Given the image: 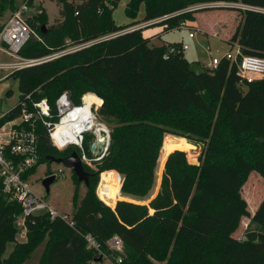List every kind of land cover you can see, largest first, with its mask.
Masks as SVG:
<instances>
[{
  "label": "trees",
  "instance_id": "trees-1",
  "mask_svg": "<svg viewBox=\"0 0 264 264\" xmlns=\"http://www.w3.org/2000/svg\"><path fill=\"white\" fill-rule=\"evenodd\" d=\"M50 1L59 5V17L44 32L46 11L39 8L35 18L46 42L33 35L20 52L23 57L41 58L69 44L96 42L18 70L12 78L20 81V101L32 94L54 105L69 90L76 104L85 95L102 104L98 115L109 124L111 142L93 168L101 176L98 194L109 205L97 195L99 175L94 172L72 216L74 226L47 214L27 216V240L18 241L21 207L0 198V264H26L44 241L37 264H100L105 255L115 261L119 254L108 241L116 235L124 243L118 264H264V199L251 216L245 239L234 236L248 214L241 196L245 179L252 170L264 175V77L242 85L237 64L225 58L214 71L198 75L190 70L182 41L153 46L152 37L144 35L146 27L119 33L150 21L163 31L176 29L182 21L196 19L190 9L195 4L240 3L246 8H238L241 21L228 42L239 43L243 56L264 57V11L259 10L264 9V0H131L130 15L142 2L147 13L126 26L113 19L119 0ZM17 4L0 0V15ZM112 34L116 35L108 37ZM170 47L176 51L170 53ZM216 106L220 112L214 118ZM168 134L184 138L178 139L181 144L169 141L165 147ZM39 135L40 163L49 162L47 155L79 153L76 146L53 147L42 127ZM91 138L87 135L84 141L90 156ZM190 139L205 144L199 165L188 160L186 152L195 149ZM158 159L161 171L165 166L158 195L149 205L132 201L152 195ZM122 179L121 193L132 199L120 193ZM88 234L97 239L102 252L88 246ZM10 242L15 245L5 257Z\"/></svg>",
  "mask_w": 264,
  "mask_h": 264
},
{
  "label": "built area",
  "instance_id": "built-area-1",
  "mask_svg": "<svg viewBox=\"0 0 264 264\" xmlns=\"http://www.w3.org/2000/svg\"><path fill=\"white\" fill-rule=\"evenodd\" d=\"M225 3L234 4L227 2L220 4ZM207 6L209 5L206 4L202 7ZM26 9L25 5L20 11L10 15L0 30V81L12 77L18 70L54 60L96 42L69 44L64 49L41 58H25L20 52L35 34L27 19L22 16V11ZM259 10L264 11V9ZM149 23L151 24L153 21ZM133 28L124 29L119 33L127 32ZM176 29L187 33L190 39L195 38L197 34V28L190 20L182 21ZM234 45H236L235 52L231 50L222 58L213 57L206 68L214 71L225 58L237 64L242 85H248L264 77V57L243 56L239 43H233ZM181 48L185 51L190 48V45L186 41H182ZM175 51V47H170V53ZM86 96L83 97L80 104H76L72 100L71 92L66 90L57 97L55 104L52 105L46 97L34 99L32 94H27L15 107L0 113V198L5 199L8 203H17L21 207L22 212L16 219L17 226L21 224L24 226L27 216L46 214L52 219H64L70 226H74L72 216L60 213L45 195L39 194L34 189L33 183L37 168L41 164L40 127L47 131L53 147L58 150H64L69 146L78 147L83 163L88 165L91 170L94 169L93 162L99 158H93L88 154L84 141L87 135L91 136L89 144L91 147L99 139L100 132L97 131V124L100 122H98L96 113L98 104L93 103L88 109H84L87 105ZM73 123L81 126L74 138L68 135L73 131ZM60 172L61 170L55 173L50 172L48 176L55 175L57 178ZM238 239L244 240L245 235ZM86 240L90 248L102 252L100 243L93 235H86ZM108 247L119 255L115 261L107 255L105 257L113 264L121 262V254L124 252L122 239L117 235L113 236L108 241Z\"/></svg>",
  "mask_w": 264,
  "mask_h": 264
},
{
  "label": "rangeland",
  "instance_id": "rangeland-1",
  "mask_svg": "<svg viewBox=\"0 0 264 264\" xmlns=\"http://www.w3.org/2000/svg\"><path fill=\"white\" fill-rule=\"evenodd\" d=\"M17 0L18 8L14 10L4 11L0 15V26L5 23V21L12 15L22 9L23 6H27V9L22 11V16L27 19L28 24L32 27L35 32L34 36L38 40L46 42L38 30L39 23L36 21L35 15L38 13L40 7H43L46 11V22L45 28L48 30L49 27L56 22L59 17V5L56 2L50 0ZM131 0H119L117 5L113 9V19L115 23L119 26H126L131 24L136 20H143L146 17L147 7L146 3L142 2L136 14L130 15L128 12V3ZM222 2L216 3H205V4H195L190 8L194 11L196 19L190 20L194 26L197 28L196 38H187V33L181 32L179 29H172L168 31H163V27L160 25H153L149 22L140 23L134 27H146L144 29V35L152 37L153 46H161L164 43L171 45H176V42H181L184 38L186 43L190 45L188 50H185V55L191 64H199L203 70H207L206 65L212 60L213 57H224L231 50L235 52L236 45L230 44L228 40L231 38L233 32L236 30L237 26L241 21L242 15L239 13L238 8L245 9L243 4H220ZM209 5L207 7H202L203 5ZM127 29V28H126ZM70 41V40H69ZM49 43V40L47 41ZM50 44V43H49ZM11 94H8V92ZM20 81L18 79L13 80L12 77L0 81V113L7 111L15 107L21 98ZM94 95V94H93ZM96 96V95H95ZM97 98V97H96ZM98 99H96L97 103ZM102 105V104H101ZM100 105V106H101ZM99 102H98V107ZM96 108L98 122L106 125L108 128L109 124L102 120L98 115V109ZM220 112L219 106L214 109V118H217ZM173 135V134H172ZM168 135L166 137L165 147L169 141H173L181 144L178 139H183L184 137ZM92 139V138H91ZM189 140V139H188ZM191 140V139H190ZM197 140V139H195ZM191 140L192 147L195 148L192 152H186L188 160L190 163L199 165L201 163L200 156L204 151L205 144L201 141ZM196 146V147H195ZM94 166H96L93 163ZM162 163L157 162L158 171V184H156L154 191L149 199H144L141 201L132 200L134 202H139L141 204L149 205V203L154 199L159 192L160 182H161V171ZM61 170L56 180L50 185V190L47 192L43 185V180L48 176L50 172H58ZM95 173L99 175L97 180V195L98 188L100 186L101 176L93 169ZM119 181L122 178L118 175ZM122 181V180H121ZM34 189L41 195H45L50 201V203L63 215L73 216L76 210V206L83 200L86 192L87 185L84 182L76 184L75 178L73 176V171L56 162H44L37 168L36 174L34 176ZM119 188V187H118ZM122 195V194H121ZM123 196V195H122ZM129 195H124L127 197ZM241 196L246 201L248 214L242 216L240 225L235 231L234 236L236 238L242 237L246 234L247 230L251 228L250 221L251 216L255 213L256 209L264 199V175L259 170H252L250 174L247 175L244 185L241 190ZM100 198V197H99ZM130 198V197H127ZM101 199V198H100ZM132 199V197L130 198ZM102 200V199H101ZM121 200V199H120ZM127 200V199H124ZM151 200V201H150ZM106 203L104 200H102ZM119 201V200H118ZM108 204V203H106ZM109 205V204H108ZM111 206V205H110ZM113 207V206H112ZM114 208V207H113ZM150 214L154 213V209L150 207ZM19 233L17 236L18 241L27 240V234L25 227L21 224L17 226ZM254 227V225H252ZM47 242L41 243L32 253L30 259L26 262L27 264H37L39 263L43 251L46 247ZM14 243L10 242L7 244V249L5 252V257H7L14 248ZM100 264H113L111 260L105 258Z\"/></svg>",
  "mask_w": 264,
  "mask_h": 264
},
{
  "label": "water",
  "instance_id": "water-1",
  "mask_svg": "<svg viewBox=\"0 0 264 264\" xmlns=\"http://www.w3.org/2000/svg\"><path fill=\"white\" fill-rule=\"evenodd\" d=\"M43 31L46 32L45 24L42 26ZM191 72L201 75L204 73L203 68L199 64H191L190 65ZM16 80V78H13ZM100 137L94 142L90 147L91 156L93 158H99L100 160L108 151L111 142V134L110 130L100 129ZM179 150V149H176ZM175 151V150H174ZM172 151V152H174ZM171 154V153H170ZM169 157V155H168ZM49 162H56L59 164H63L64 166L70 168L73 173L77 176L79 182H84L87 186L90 184V177L94 174L88 170H86L84 163L79 155V153L75 150L70 155L65 157H57L54 155H47L46 157ZM56 180L55 175H49L43 180V185L46 188L47 192L50 190V185ZM118 202V201H117ZM116 202V204H117ZM114 205V208L116 207Z\"/></svg>",
  "mask_w": 264,
  "mask_h": 264
},
{
  "label": "bare ground",
  "instance_id": "bare-ground-1",
  "mask_svg": "<svg viewBox=\"0 0 264 264\" xmlns=\"http://www.w3.org/2000/svg\"><path fill=\"white\" fill-rule=\"evenodd\" d=\"M86 100H87V105L84 108L85 110L88 109L89 106H91L93 103H96V100L90 95L86 96ZM73 126L74 127H73L72 133L68 134V135H71L72 138H74L75 134H77V132L81 129V126L79 124L73 123ZM103 128L106 129V130H109V128L106 125H104L102 123L97 124V131L98 132L100 131V129H103Z\"/></svg>",
  "mask_w": 264,
  "mask_h": 264
},
{
  "label": "crops",
  "instance_id": "crops-1",
  "mask_svg": "<svg viewBox=\"0 0 264 264\" xmlns=\"http://www.w3.org/2000/svg\"><path fill=\"white\" fill-rule=\"evenodd\" d=\"M135 28V27H134ZM137 28V27H136ZM188 38V37H187ZM196 38V37H195ZM152 41V40H151ZM182 41H185V39L183 38L182 39ZM152 43V42H151ZM109 130H110V128H109ZM168 135H172V134H168ZM168 135H166V137L168 136ZM173 136H175V135H173ZM166 137H165V139H166ZM165 139H164V141H165ZM163 145H164V143H163ZM163 148V147H162ZM161 151H162V149H161ZM172 153V152H171ZM170 155V154H169ZM160 156H161V152H160ZM160 156H159V159H160ZM168 158V157H167ZM159 159H158V165H159ZM167 161V160H166ZM165 165H166V162H165ZM164 170H165V166H164ZM164 170H163V172H162V176H161V182H160V188H159V191H160V189H161V185H162V179H163V174H164ZM120 174V173H119ZM121 175V174H120ZM158 178H159V175H158ZM158 178H157V182H158ZM156 182V184H158ZM122 185H123V179H122V184H121V187H120V193H121V188H122ZM159 193V192H158ZM122 194V193H121ZM100 197V196H99ZM121 200H124V199H121ZM151 201V200H150ZM27 264V263H26ZM156 264H157V262H156Z\"/></svg>",
  "mask_w": 264,
  "mask_h": 264
},
{
  "label": "flooded vegetation",
  "instance_id": "flooded-vegetation-1",
  "mask_svg": "<svg viewBox=\"0 0 264 264\" xmlns=\"http://www.w3.org/2000/svg\"><path fill=\"white\" fill-rule=\"evenodd\" d=\"M92 173H94V171Z\"/></svg>",
  "mask_w": 264,
  "mask_h": 264
}]
</instances>
